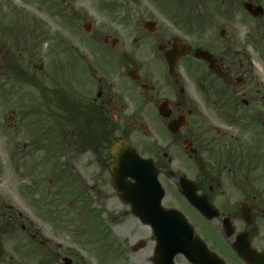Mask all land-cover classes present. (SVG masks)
Wrapping results in <instances>:
<instances>
[{"label": "flooded vegetation", "instance_id": "af4514ba", "mask_svg": "<svg viewBox=\"0 0 264 264\" xmlns=\"http://www.w3.org/2000/svg\"><path fill=\"white\" fill-rule=\"evenodd\" d=\"M40 2L39 9L49 15L51 12L54 18L62 17L72 28L76 23L80 25L77 20L82 18L76 8L87 0ZM110 3L121 7L122 14L117 20L119 35L106 32L103 36V43L110 45L105 50L108 52L94 54L93 63L88 57L92 54L88 38H83L84 50L68 47L70 54L76 55L69 74L70 132L74 141L85 128L92 135L104 128V135L107 129L111 130L108 149L105 144H86L80 151L91 154V162L99 166L101 173H109L113 196L124 202L126 213L134 214L137 221L140 236L135 244L149 246L152 264H171L172 256L174 264H264V86L262 81L245 78L240 51L233 47L234 1L227 8L215 0ZM212 6L213 12L209 10ZM2 8L0 1V11ZM43 18H8L0 14V72L9 73L12 81L6 103L10 112L0 120L3 148L13 146L22 126L36 129L37 147L43 145L45 111L40 92L44 93L46 83L51 82L56 90L61 82V65L56 59L47 65L40 62L41 42L49 32ZM220 20L224 25H214ZM86 22L92 28L87 32L89 36L96 34L100 38L101 31L107 28L94 32L92 21ZM175 46L179 56L169 73L166 90L147 77L141 81L142 70L170 71L166 52ZM197 48L213 55L215 68L207 59L196 56ZM194 69H202L196 79L199 94L189 93L181 83L180 71ZM47 70L53 72L51 79ZM100 70L125 71L127 75L129 70L135 71L137 77L128 75L127 83L131 84L122 87L133 94V105L124 102L116 87L96 73ZM238 72L242 75L236 77ZM14 82L30 86L31 93L17 97L19 90L13 87ZM164 101L166 115L160 112ZM124 107L130 109L126 117L122 113ZM142 118L157 120L163 133L160 140L153 135L156 127L152 133H144L152 140H134ZM102 137L109 140L108 136ZM118 138L132 142L142 156L159 168L164 188L163 214L155 217L154 223H146L133 212L125 192L114 182L110 164L115 159L109 152ZM30 145L27 141L24 148ZM12 209L6 203L0 204V217L12 216ZM5 221L10 223L11 219ZM188 255H196L195 260Z\"/></svg>", "mask_w": 264, "mask_h": 264}, {"label": "rangeland", "instance_id": "374dc122", "mask_svg": "<svg viewBox=\"0 0 264 264\" xmlns=\"http://www.w3.org/2000/svg\"><path fill=\"white\" fill-rule=\"evenodd\" d=\"M3 8L1 14L8 18L19 17L22 15H42L44 21L48 25L49 32L44 35L41 42V61L48 63H59L61 66L66 65L64 74L62 75L65 88H69L67 82L70 73V65L72 64V55L68 50L67 44L78 49L84 50V37L92 44L90 49L92 54H88L89 59L95 63L93 54L107 53L105 51L110 45L103 43V36L106 32H110L116 36L119 35L118 18L122 14L121 7L114 6L110 0H87L81 8L76 10L82 14V18L70 28L69 23L65 24L62 17L54 18L53 14L45 13L44 10L38 8L40 0H0ZM220 1V0H219ZM231 0L224 2V8L230 5ZM246 0H234L235 18L233 19L232 39L233 47L240 52L238 57L243 60L242 68L245 70V78L262 81L264 86V15L260 17L251 16L245 9L243 3ZM260 3L264 6V0ZM150 11L154 12L152 6H148ZM214 11V6L209 8ZM22 11V12H20ZM139 15H136L138 18ZM223 16V15H222ZM221 16V17H222ZM141 17V16H140ZM146 17V16H144ZM90 19L93 22L94 32L99 31L101 27H107L101 31L100 38L93 34L87 35L82 28L83 22ZM220 21H215L214 25ZM222 25L223 22L221 23ZM220 24V25H221ZM262 36V41L258 43L253 33ZM56 33V36H54ZM120 46V45H117ZM54 51H51V49ZM96 53L94 50H96ZM71 61V63H70ZM202 70V69H201ZM98 75L103 76L112 82V85L119 91L123 101L131 106L133 105L132 96L122 89L128 84L125 71L114 72L110 70L96 71ZM53 72L46 71V75H52ZM141 81L145 77L151 80L155 85H159L162 91L166 90L167 81L170 78L168 71H140ZM181 83L188 89L189 93L199 94L197 89L196 77L190 71H180ZM242 75L241 72L236 74ZM67 78V79H66ZM65 79L67 81H65ZM0 118L3 119L7 115V98L5 87L11 86V79L8 73L0 72ZM5 85V87H4ZM46 86L52 87V83H46ZM12 87V86H11ZM14 87L19 90L16 96L22 95L24 92L31 93L32 88L24 85L22 82H14ZM36 92V89H33ZM141 90V89H140ZM132 93V92H131ZM140 96L137 92L135 93ZM163 95V93L161 94ZM40 98L44 103V111L48 107V99L40 92ZM55 107V103H51ZM56 108V107H55ZM57 109V108H56ZM130 109L124 107L122 113L126 117ZM18 121V120H16ZM57 121L50 114L44 115L45 128L48 124H54ZM125 119L121 122L124 123ZM151 127H156L157 132L153 133L155 137H162L163 133L157 120H147ZM139 125V120H138ZM160 133V134H159ZM37 130L21 127L16 133L13 142L19 143L18 146H0V204L6 203L7 206L13 207V218L16 219L17 225L13 230L7 229L2 234L7 255L0 264H41L42 256L47 253L57 252L56 256H51L50 264H62L63 256L73 258L74 264H152L150 260V248L148 245L132 250V245L136 238L140 236L137 231V221L131 213H126L127 206L117 196L113 195V187L110 184V175L108 172L101 173V169L95 163H92L90 153L77 150L73 144H69L72 140L71 132L61 130L58 132L60 136L58 141L45 139V146L41 148L33 147L24 148V143L36 138ZM164 138V137H163ZM65 141L69 144L65 148H61V142ZM136 141H149L151 137L145 136L143 131L138 128L135 133ZM52 143L57 144L53 146ZM46 158H50L49 160ZM58 158V159H57ZM59 160V161H57ZM68 167L69 175L63 172V167ZM68 177L75 180V184H69ZM55 189L58 186H65L67 190L63 193V204L59 203V209L63 210V215L54 219L51 216L40 215L38 199L48 195V187ZM79 189L84 190V197L91 200L92 205L96 208L95 213L98 214L95 219L88 215L85 204V198L78 197ZM98 192H97V191ZM100 192H103L100 194ZM108 194L112 197L104 198L103 195ZM22 214L19 216L18 213ZM9 214L0 217V223L4 224L5 219L9 218ZM4 222V223H3ZM22 224L26 225V229H22ZM109 229L118 239L117 243H111L103 237V231ZM35 234L33 238L32 235Z\"/></svg>", "mask_w": 264, "mask_h": 264}, {"label": "water", "instance_id": "95a60500", "mask_svg": "<svg viewBox=\"0 0 264 264\" xmlns=\"http://www.w3.org/2000/svg\"><path fill=\"white\" fill-rule=\"evenodd\" d=\"M246 7L254 14L259 15L264 12V9L261 5H254L251 2L245 3ZM173 52V51H171ZM170 54V55H169ZM176 53H168V59L170 60L171 64H173ZM198 56L206 57L210 60L211 65L214 66V60L212 57L208 54L206 51L198 50L197 51ZM112 153L117 158V164H114L111 166V170L113 173L115 172L114 169L118 166L120 169L119 173H114L115 179L117 183L119 184L120 188L126 189L127 184V176L130 175L132 177H135L137 179V182L133 185H130L129 188L126 191V197L133 203V207L135 211L142 216V218L146 222H151L152 217L154 215H151L149 213H145L144 210L141 208V198L145 199V197H148L146 199L149 200V197H151V202H156V207L158 209L161 208V199H162V187L161 184L158 181L157 175H158V169L155 166H152V173L150 175V184L152 186L151 192H142L138 186L142 185L144 182V170L146 169V159L140 157L136 149L127 141L125 140H118L116 144L112 146L111 149ZM128 154L132 157L129 158ZM128 187V186H127ZM154 189L156 190V193H154ZM140 199V200H139ZM1 230V229H0ZM4 255V248L3 244L0 240V257ZM63 264H73L72 259L70 257H64L62 259Z\"/></svg>", "mask_w": 264, "mask_h": 264}, {"label": "trees", "instance_id": "16d2710c", "mask_svg": "<svg viewBox=\"0 0 264 264\" xmlns=\"http://www.w3.org/2000/svg\"><path fill=\"white\" fill-rule=\"evenodd\" d=\"M66 95L62 94L61 97L64 99ZM84 141V139H83ZM89 142L93 143L94 139L91 137L89 139ZM61 192L59 190H52L50 191V194L46 195L44 198L38 200V206L44 214L47 216H51V218H59V216L63 215V210H59L57 201H60L62 203ZM41 215V213H40ZM49 257L43 256L41 259V264H49ZM51 261V260H50Z\"/></svg>", "mask_w": 264, "mask_h": 264}]
</instances>
